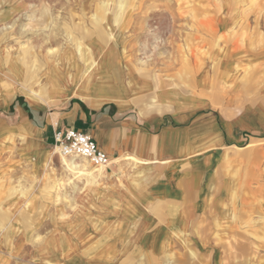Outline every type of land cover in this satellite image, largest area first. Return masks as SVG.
<instances>
[{"label": "crops", "instance_id": "crops-1", "mask_svg": "<svg viewBox=\"0 0 264 264\" xmlns=\"http://www.w3.org/2000/svg\"><path fill=\"white\" fill-rule=\"evenodd\" d=\"M219 1L208 56L185 82L136 71L119 35L114 40L105 29L110 19L79 32L81 45L48 51L42 72L23 56H5L7 46H0V171L27 176L22 185L33 188L30 201L50 204L42 218L56 217L54 193L44 192L52 169L60 170L54 128L90 134L109 157L103 178L81 180L76 190L65 180L63 215L76 224L64 229L62 253L52 239L33 245L48 246L49 262L149 264L190 244L209 264H226L225 246H249L247 237L227 242L244 234L229 226L226 161L235 149L264 140V0ZM35 7L0 1V22ZM259 177L264 186V173ZM43 226L25 233L42 234ZM12 245L29 246L20 238Z\"/></svg>", "mask_w": 264, "mask_h": 264}, {"label": "rangeland", "instance_id": "rangeland-1", "mask_svg": "<svg viewBox=\"0 0 264 264\" xmlns=\"http://www.w3.org/2000/svg\"><path fill=\"white\" fill-rule=\"evenodd\" d=\"M8 4L30 2L36 4L31 11L15 16L11 12L0 22V43L5 56H20L28 59L29 65L38 72L45 66L43 57L56 54L75 45L85 38L81 31H95L100 20L114 23L105 29L112 39L121 42L126 62L142 74H149L162 81L185 80L208 56L211 46L208 36L213 33L212 15L219 0H0ZM9 12V11H8ZM7 12V13H8ZM22 15V16H21ZM32 19V20H30ZM105 22L104 25H106ZM84 24H88L85 27ZM110 24V23H108ZM109 33V34H110ZM116 34V36L113 35ZM117 40V39H116ZM51 41V42H49ZM2 44V45H1ZM81 49V46L78 48ZM46 61V60H45ZM42 75V73L40 74ZM185 82V81H184ZM54 163L60 170L51 171L52 185L44 192L54 193L51 205L55 218H42L50 204L30 201L32 187L22 185L26 175H16L13 170L0 171V264H56L46 258L48 246L62 253L64 229L74 227L76 220L65 219L63 190L81 180L104 177V169L97 168L80 157H68L80 164V171L70 169L58 151H54ZM226 161L227 172L232 179L230 227L232 235L228 243L239 244L247 237L249 246H225L226 264H264V233L259 235V198L264 186L259 176L264 173V140H253L245 149L233 152ZM83 166H82V165ZM69 168V169H68ZM76 171V172H75ZM83 173V174H82ZM74 192V191H73ZM27 202H20L22 198ZM68 206L69 198L66 199ZM72 210L75 203L71 202ZM38 205V206H37ZM41 216L33 219L34 215ZM244 220H241V217ZM43 226L42 234L25 233L37 224ZM42 228V227H41ZM22 232V233H21ZM29 246H13L15 239ZM60 255V254H59ZM126 264V263H123ZM144 264V263H136ZM149 264H209V259L199 254L193 246H181L155 258Z\"/></svg>", "mask_w": 264, "mask_h": 264}, {"label": "built area", "instance_id": "built-area-1", "mask_svg": "<svg viewBox=\"0 0 264 264\" xmlns=\"http://www.w3.org/2000/svg\"><path fill=\"white\" fill-rule=\"evenodd\" d=\"M53 148L65 157H80L96 167L104 168L109 157L102 151L90 134L70 128L53 129Z\"/></svg>", "mask_w": 264, "mask_h": 264}, {"label": "bare ground", "instance_id": "bare-ground-1", "mask_svg": "<svg viewBox=\"0 0 264 264\" xmlns=\"http://www.w3.org/2000/svg\"><path fill=\"white\" fill-rule=\"evenodd\" d=\"M54 151H56L55 149H54ZM62 156V155H61ZM66 158H68V157H63V160H64V162H65V164L70 168V169H72L73 171L74 170H76V171H78V172H82V170L80 171V169L81 168H79L80 167V164L79 163H77V162H75L74 161V159H72V160H70V161H67V159ZM133 158V157H132ZM82 165V164H81ZM83 166V165H82ZM68 168V169H69ZM97 168H99V167H97ZM75 171V172H76ZM83 174V173H82Z\"/></svg>", "mask_w": 264, "mask_h": 264}]
</instances>
